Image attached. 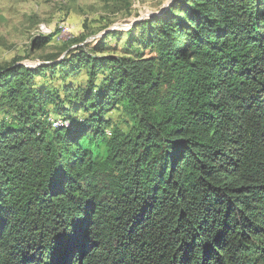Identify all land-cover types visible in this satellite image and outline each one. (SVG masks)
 I'll use <instances>...</instances> for the list:
<instances>
[{
    "label": "trees",
    "instance_id": "1",
    "mask_svg": "<svg viewBox=\"0 0 264 264\" xmlns=\"http://www.w3.org/2000/svg\"><path fill=\"white\" fill-rule=\"evenodd\" d=\"M136 29L64 98L35 80L65 60L0 67V264H264V0Z\"/></svg>",
    "mask_w": 264,
    "mask_h": 264
},
{
    "label": "rangeland",
    "instance_id": "2",
    "mask_svg": "<svg viewBox=\"0 0 264 264\" xmlns=\"http://www.w3.org/2000/svg\"><path fill=\"white\" fill-rule=\"evenodd\" d=\"M171 1L0 0V67L13 63L36 67L65 60L55 72L48 70L46 77L38 78V83L35 80L36 85L57 90L64 98L66 85L74 91L87 84L85 68L72 73L67 67L78 46L92 52L94 45L108 44L103 54L122 56L127 31L139 34L137 23L161 12ZM110 33L113 36L106 37ZM46 107L52 110L53 106L47 103ZM109 115L114 122L123 119L116 110Z\"/></svg>",
    "mask_w": 264,
    "mask_h": 264
},
{
    "label": "water",
    "instance_id": "3",
    "mask_svg": "<svg viewBox=\"0 0 264 264\" xmlns=\"http://www.w3.org/2000/svg\"><path fill=\"white\" fill-rule=\"evenodd\" d=\"M170 4V3H169ZM169 4H167L166 6H165V8H167L168 6H169ZM164 8V9H165ZM158 13H160V12H158ZM158 13H153V14H155V15H157Z\"/></svg>",
    "mask_w": 264,
    "mask_h": 264
}]
</instances>
